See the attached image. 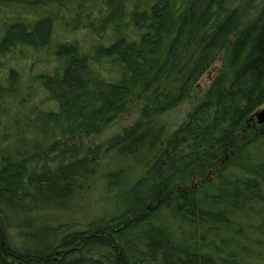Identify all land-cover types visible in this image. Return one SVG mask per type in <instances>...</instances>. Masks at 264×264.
<instances>
[{
  "label": "trees",
  "instance_id": "trees-1",
  "mask_svg": "<svg viewBox=\"0 0 264 264\" xmlns=\"http://www.w3.org/2000/svg\"><path fill=\"white\" fill-rule=\"evenodd\" d=\"M263 107L264 0H0V264H264Z\"/></svg>",
  "mask_w": 264,
  "mask_h": 264
},
{
  "label": "rangeland",
  "instance_id": "rangeland-1",
  "mask_svg": "<svg viewBox=\"0 0 264 264\" xmlns=\"http://www.w3.org/2000/svg\"><path fill=\"white\" fill-rule=\"evenodd\" d=\"M218 64H215V66H214V68H212V69H210L202 78V80H201V82H200V84H199V87L201 88V89H204L206 86H208V84L215 78L214 76H215V74H216V71L218 70ZM262 111H264V107H263V109H262ZM136 116L138 115V113L137 114H135ZM176 115V114H175ZM5 117H7L5 114H4V118L3 119H5ZM0 118H1V115H0ZM254 121H255V123H258V120H257V118L255 117V119H254ZM1 139V141H2V138H0ZM98 139L99 138H96L95 139V142H98ZM87 145V144H86ZM82 156V155H81ZM63 159H65V160H63ZM67 163V159L66 158H62V159H56V160H50L49 162H46L45 164H43V165H40V166H38V167H36V168H34V171H31V170H29V172H27V173H29V174H33V173H40V174H46V173H48L49 171H55L56 170V168H58L61 164H66ZM25 198H26V196H24ZM89 200V199H88ZM85 203H87V200L85 201ZM58 216H60V215H58ZM58 219V218H57ZM61 219H62V217H61ZM35 220L37 221V222H41L42 220L40 219V217H38V216H36L35 217ZM46 221V220H45ZM56 222H57V220H56Z\"/></svg>",
  "mask_w": 264,
  "mask_h": 264
},
{
  "label": "water",
  "instance_id": "water-1",
  "mask_svg": "<svg viewBox=\"0 0 264 264\" xmlns=\"http://www.w3.org/2000/svg\"><path fill=\"white\" fill-rule=\"evenodd\" d=\"M256 118L260 124H264V111L258 112Z\"/></svg>",
  "mask_w": 264,
  "mask_h": 264
}]
</instances>
